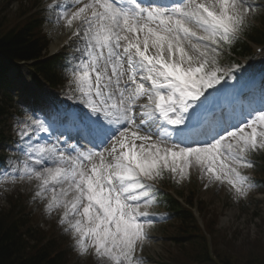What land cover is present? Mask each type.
<instances>
[{
	"label": "snow or ice",
	"instance_id": "6c2138e0",
	"mask_svg": "<svg viewBox=\"0 0 264 264\" xmlns=\"http://www.w3.org/2000/svg\"><path fill=\"white\" fill-rule=\"evenodd\" d=\"M67 32L69 98L81 105L73 142L59 111L25 114L19 155L4 180L31 199L96 264H144L149 209L165 175L198 171L204 187L236 198L254 187L244 169L264 153V88L257 98L225 68L226 49L264 13L257 0H47ZM219 85V87H217Z\"/></svg>",
	"mask_w": 264,
	"mask_h": 264
},
{
	"label": "rangeland",
	"instance_id": "374dc122",
	"mask_svg": "<svg viewBox=\"0 0 264 264\" xmlns=\"http://www.w3.org/2000/svg\"><path fill=\"white\" fill-rule=\"evenodd\" d=\"M22 3H28L33 0H19ZM39 7L47 13L45 10V4L47 0H36ZM258 3H264V0H257ZM18 2H12V0H0V19H2V30L1 33L5 34L10 29H18L23 24L31 22V19L22 20L21 10L18 8ZM48 15V13H47ZM264 23V13L257 16L255 23L253 25L260 26ZM18 25L16 27V25ZM44 31L51 38V32L55 31L58 40L64 41L65 34H62L57 30V26H54V21H49V25L44 27ZM43 31V33H44ZM61 41V42H62ZM54 53V51H53ZM49 50V54L53 55ZM58 53V52H56ZM264 55V52H263ZM262 55L256 56L257 64H264V60L261 58ZM222 60V58H221ZM222 63V61H221ZM247 72L243 76L247 75L248 78L252 77V72L245 68ZM14 73V72H13ZM28 70L25 67L20 66L16 73L15 85L17 88H21L22 85L29 89L28 85L31 82L28 78ZM21 120L18 117H11V121L8 126H10V132L15 134L16 124ZM12 150L10 147L8 148ZM13 158H7L8 171L11 172L9 164L11 161H15L19 155L17 149H13ZM250 159L254 163V167L250 169H244L243 172L250 179V176L255 173L260 176L264 172V153L253 154ZM0 181V200L6 194L16 193L20 194V199H16L15 203L21 213L27 214L31 212L32 219L29 222V227L31 231L36 232V228L39 226L46 234L50 237L57 239L60 245L69 247L72 249L71 258L72 264H96L94 258L91 255L81 256L75 250L73 246V240L70 235L65 233L63 227L58 224L59 211L49 214L44 210L42 203L39 201H34L31 199V188L27 184L12 183L11 181L4 180ZM253 182V181H251ZM253 184V183H252ZM204 182L201 181L198 171H193L188 180L183 181L180 184L174 182L173 193L180 192L182 196L186 197L188 200L192 199L194 204H197V212L195 213L199 223L208 224L213 229V234L209 239H211L212 246L215 245L216 252L220 257H222L226 262L232 264H244L246 260L252 262L253 258H260L264 254V197L263 194H256L251 196L250 191L245 198H236L229 191L226 185H210L205 188ZM14 199V200H15ZM27 202L28 209H25L24 202ZM200 202V203H199ZM8 204V203H7ZM6 204V205H7ZM1 203L0 207L6 206ZM8 206V205H7ZM6 206V207H7ZM17 210V211H18ZM206 216V217H205ZM176 227L174 222H167V224L162 225L159 229L148 232L150 237L145 242L144 255L149 258L148 262L144 264H156L161 261V259H168V256L174 260V256L179 257L180 252L174 253L176 247H172L170 238L172 235V230ZM203 229V228H202ZM169 242H168V239ZM174 250V251H173ZM173 251V252H172ZM182 252V251H181ZM249 257V258H248ZM261 259V258H260ZM257 262L256 260L253 263ZM175 264H179L175 262Z\"/></svg>",
	"mask_w": 264,
	"mask_h": 264
},
{
	"label": "trees",
	"instance_id": "16d2710c",
	"mask_svg": "<svg viewBox=\"0 0 264 264\" xmlns=\"http://www.w3.org/2000/svg\"><path fill=\"white\" fill-rule=\"evenodd\" d=\"M2 19H0V68L4 71L9 61H31L38 59L43 47L35 38L34 26L25 23L18 29H10L2 34ZM3 108L0 105V114ZM12 209L0 211V264H67L63 252L51 251L56 245L54 239L48 242L37 240L36 236L26 228V219L16 216ZM179 219L188 221L191 225L183 230L178 245L180 254L176 261L180 264H216L209 261L207 242L200 230L192 222L188 212L178 215ZM39 244V245H38ZM219 257V256H218ZM249 258V257H248ZM261 258V259H260ZM260 258L246 260L245 264H264V254ZM256 260L257 262L253 263ZM218 264H232L222 257ZM244 264L243 260L241 261Z\"/></svg>",
	"mask_w": 264,
	"mask_h": 264
},
{
	"label": "bare ground",
	"instance_id": "6f19581e",
	"mask_svg": "<svg viewBox=\"0 0 264 264\" xmlns=\"http://www.w3.org/2000/svg\"><path fill=\"white\" fill-rule=\"evenodd\" d=\"M58 45H59V42H54L52 44V52L59 47Z\"/></svg>",
	"mask_w": 264,
	"mask_h": 264
}]
</instances>
